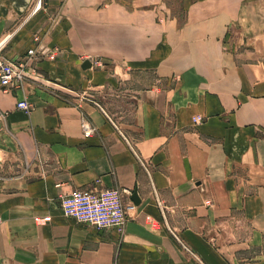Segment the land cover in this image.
<instances>
[{"label": "crops", "instance_id": "crops-1", "mask_svg": "<svg viewBox=\"0 0 264 264\" xmlns=\"http://www.w3.org/2000/svg\"><path fill=\"white\" fill-rule=\"evenodd\" d=\"M33 5L0 0L2 54L44 48L0 85V264H264V0ZM97 178L122 234L60 209Z\"/></svg>", "mask_w": 264, "mask_h": 264}, {"label": "built area", "instance_id": "built-area-1", "mask_svg": "<svg viewBox=\"0 0 264 264\" xmlns=\"http://www.w3.org/2000/svg\"><path fill=\"white\" fill-rule=\"evenodd\" d=\"M43 5L44 0H36L32 13L42 9ZM32 43L26 50V58L23 60L5 57L0 48V85L3 88L22 85L30 69L29 59L38 52L40 54L44 52L40 34L34 32ZM16 106L24 111L30 110V104L24 99L18 101ZM201 120L200 116L194 117L195 122ZM89 133L90 129L85 132ZM95 185L97 186L93 189H75L60 195L59 205L63 215L96 230L114 229L122 234L127 220V205L123 201L124 191L100 186V178L95 180Z\"/></svg>", "mask_w": 264, "mask_h": 264}, {"label": "water", "instance_id": "water-1", "mask_svg": "<svg viewBox=\"0 0 264 264\" xmlns=\"http://www.w3.org/2000/svg\"><path fill=\"white\" fill-rule=\"evenodd\" d=\"M91 66V63L88 61V60H84L83 63L81 64V68L82 69H86V68H89ZM132 200L138 204L140 202V199L139 197L137 196V192L136 190L133 191L132 193Z\"/></svg>", "mask_w": 264, "mask_h": 264}, {"label": "rangeland", "instance_id": "rangeland-1", "mask_svg": "<svg viewBox=\"0 0 264 264\" xmlns=\"http://www.w3.org/2000/svg\"><path fill=\"white\" fill-rule=\"evenodd\" d=\"M35 2H36V0H34V4H35ZM33 7H34V5H33ZM40 10H42V9H40ZM40 10H39V11H40ZM32 44H33V43H32Z\"/></svg>", "mask_w": 264, "mask_h": 264}]
</instances>
